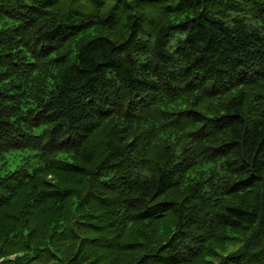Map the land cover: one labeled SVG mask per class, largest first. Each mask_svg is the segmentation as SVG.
Listing matches in <instances>:
<instances>
[{
    "label": "trees",
    "instance_id": "trees-1",
    "mask_svg": "<svg viewBox=\"0 0 264 264\" xmlns=\"http://www.w3.org/2000/svg\"><path fill=\"white\" fill-rule=\"evenodd\" d=\"M0 264H264V0H0Z\"/></svg>",
    "mask_w": 264,
    "mask_h": 264
}]
</instances>
